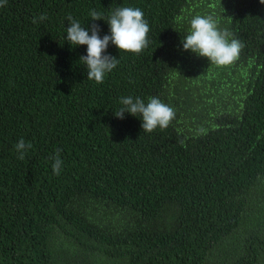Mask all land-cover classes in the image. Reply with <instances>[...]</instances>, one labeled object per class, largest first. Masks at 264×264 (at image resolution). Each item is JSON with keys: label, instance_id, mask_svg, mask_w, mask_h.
Returning a JSON list of instances; mask_svg holds the SVG:
<instances>
[{"label": "trees", "instance_id": "1", "mask_svg": "<svg viewBox=\"0 0 264 264\" xmlns=\"http://www.w3.org/2000/svg\"><path fill=\"white\" fill-rule=\"evenodd\" d=\"M117 7L148 46L97 84L66 37L69 14L99 35ZM47 19L32 23L34 16ZM213 15L244 47L211 64L182 39ZM182 17L177 23L176 17ZM158 97L170 125L114 116ZM31 143L24 160L14 145ZM63 165L52 171L56 150ZM0 264H264V4L259 0H8L0 8Z\"/></svg>", "mask_w": 264, "mask_h": 264}, {"label": "clouds", "instance_id": "2", "mask_svg": "<svg viewBox=\"0 0 264 264\" xmlns=\"http://www.w3.org/2000/svg\"><path fill=\"white\" fill-rule=\"evenodd\" d=\"M264 4V0H259ZM8 0H0V8L5 7ZM91 21L104 20L109 25L110 34L100 37V28L97 24L91 25L89 30L81 26V23L74 19L71 14L67 17L69 26L66 28V41L72 46L86 45V55L80 57L87 71V80L102 84L105 75L115 69L119 59L111 55H105L109 43L115 45L121 52L140 54L147 48L150 31L148 22L144 19L141 9L135 7H117L111 11L105 20L103 14L95 9L90 10ZM47 14L34 16L32 23L44 21ZM177 23L182 21V17H176ZM232 34L227 29H221L218 21L213 15H195L189 21V29L182 39L183 50H191L200 57H206L211 64L217 66H228L235 63L244 47L242 41L231 38ZM121 107L114 112V116L124 119V114L140 117L141 127L144 132L151 133L158 127L166 129L175 118V110L168 104L162 102L158 97H150L148 102L139 97L135 99L131 96L121 97L119 101ZM32 144L20 139L15 145L18 153L17 159L24 160L28 149ZM60 149L56 150L52 171L54 175H59L63 161L60 158Z\"/></svg>", "mask_w": 264, "mask_h": 264}]
</instances>
